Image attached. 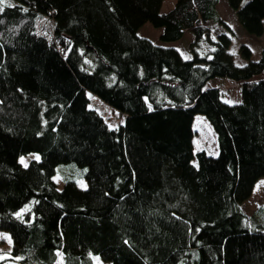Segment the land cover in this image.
Masks as SVG:
<instances>
[{
    "label": "trees",
    "instance_id": "trees-1",
    "mask_svg": "<svg viewBox=\"0 0 264 264\" xmlns=\"http://www.w3.org/2000/svg\"><path fill=\"white\" fill-rule=\"evenodd\" d=\"M162 1L2 5L0 231L12 241L3 260L264 264V209L250 220L240 206L264 175V77L252 78L264 71V46L252 60L242 44L247 61L237 64L218 0H175L167 11ZM227 2L247 31L262 33L264 0ZM209 20L224 29L209 52L189 57L138 33L150 21L162 41L190 31L197 42L210 36ZM215 76L239 81L241 99L208 86ZM87 91L124 122L109 126ZM196 113L215 131L216 154L194 151ZM31 151L39 158L22 164ZM60 162L84 167L86 186L68 178L58 188Z\"/></svg>",
    "mask_w": 264,
    "mask_h": 264
},
{
    "label": "rangeland",
    "instance_id": "rangeland-1",
    "mask_svg": "<svg viewBox=\"0 0 264 264\" xmlns=\"http://www.w3.org/2000/svg\"><path fill=\"white\" fill-rule=\"evenodd\" d=\"M14 2L15 0H2L0 8L5 3ZM174 3L175 0H163L161 4V10L167 11L173 6ZM217 9L220 16L231 26L233 30V32L230 34L231 40L228 50L232 54L234 62L241 65L247 61V58H245L240 51V46L242 44H246L250 48V59H258L261 55V49L264 46V20L262 33L255 34L247 31L238 22L235 12L228 5L227 0H218ZM207 24L209 26L210 36L205 35L197 42H195L194 34L190 31H185L182 37L177 40L162 41L159 39V34L162 31V27H156L150 21L144 22L138 28V33L148 37L155 43L174 46L180 50L183 56L189 57L194 51L199 52L200 54L207 51L209 52L213 45L211 38L215 36L217 32L224 29L220 23H217L213 20H209ZM86 62L89 61L87 60ZM261 77H264V71L254 74L252 78L258 79ZM207 85L219 87L222 98L227 102H238L241 99L239 81L233 80L226 76H215L207 81ZM87 95L89 98L88 105L96 108L105 118L109 126L115 127L118 124L124 122L125 114L123 112L112 107L110 104L103 101L91 91H87ZM192 126L194 129V151L204 149L210 154H216L218 150L216 134L206 116L202 113L194 114ZM39 156L40 155L38 152L31 151L20 155L18 160L22 164L26 165L31 159H37ZM192 161L197 164L196 157H194ZM84 169V167H81L74 162H60L56 165L53 179L55 180L58 188H61L65 180L68 178L74 179L79 186L85 187L87 182L83 175ZM240 206L242 210L248 215L250 220L251 216L255 211L258 210V208L262 207L264 209V175L257 179L250 196L246 198L240 204ZM26 207L27 205H24L20 211L24 210ZM256 220H258V217ZM11 245L12 241L9 233L6 231H0V264H21L20 262L11 259L3 260V257L7 255ZM94 260L97 264H105V262L100 260V258L97 256L94 257ZM55 264H61L60 257Z\"/></svg>",
    "mask_w": 264,
    "mask_h": 264
},
{
    "label": "snow or ice",
    "instance_id": "snow-or-ice-1",
    "mask_svg": "<svg viewBox=\"0 0 264 264\" xmlns=\"http://www.w3.org/2000/svg\"><path fill=\"white\" fill-rule=\"evenodd\" d=\"M0 11H2V8H0ZM38 159V158H37Z\"/></svg>",
    "mask_w": 264,
    "mask_h": 264
}]
</instances>
